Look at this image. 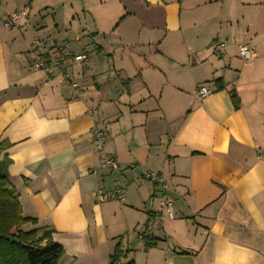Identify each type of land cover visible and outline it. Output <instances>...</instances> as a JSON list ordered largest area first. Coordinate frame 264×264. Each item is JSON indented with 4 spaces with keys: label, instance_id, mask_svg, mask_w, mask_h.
Returning a JSON list of instances; mask_svg holds the SVG:
<instances>
[{
    "label": "crops",
    "instance_id": "obj_1",
    "mask_svg": "<svg viewBox=\"0 0 264 264\" xmlns=\"http://www.w3.org/2000/svg\"><path fill=\"white\" fill-rule=\"evenodd\" d=\"M116 1L95 20L96 49L70 43L90 54L72 68L78 98L62 76L33 68L34 41L57 40L28 6L15 26L0 24V141L35 220L24 229L53 228L60 264H111L118 244L120 264H264V0ZM241 44L256 57L246 62ZM93 126L117 169L102 166ZM116 185L124 200H95L96 187Z\"/></svg>",
    "mask_w": 264,
    "mask_h": 264
},
{
    "label": "trees",
    "instance_id": "obj_2",
    "mask_svg": "<svg viewBox=\"0 0 264 264\" xmlns=\"http://www.w3.org/2000/svg\"><path fill=\"white\" fill-rule=\"evenodd\" d=\"M224 88L222 83L217 87ZM229 93L234 107L240 108L236 89L232 88ZM10 146L6 140L0 141V264H60L64 249L53 239L54 229L42 226L25 230L23 227L35 220L24 216L19 192L10 180L11 159L6 153ZM127 254L118 244L110 256L111 264H120ZM126 264L135 263L131 260Z\"/></svg>",
    "mask_w": 264,
    "mask_h": 264
},
{
    "label": "built area",
    "instance_id": "obj_3",
    "mask_svg": "<svg viewBox=\"0 0 264 264\" xmlns=\"http://www.w3.org/2000/svg\"><path fill=\"white\" fill-rule=\"evenodd\" d=\"M28 14V8H24L20 11H15L10 14L5 20V26L11 28L15 26L20 18ZM224 43H216L213 48V52L216 55H222ZM41 49L38 51L35 59L33 60V68L36 70L43 71L49 76L55 73L62 76V78L69 84L72 95L78 98L82 92V86L79 81H77L72 72V68L76 64L87 65L90 61V54L87 52L74 53L70 49V42L64 41L63 43H51L47 40H42L37 38L34 41V50ZM239 54L246 61L249 62L251 59L256 57V52L248 44H241L239 46ZM211 93V89L206 84H201L197 89V96L199 99H203ZM90 113H95L96 109L90 107L88 110ZM90 139L94 149L102 155V166L110 169H117V160L108 155L105 151V131L93 126L90 131ZM264 157V154H262ZM146 176L159 183L164 189H169L171 183L166 181L163 176L157 172H148ZM95 200L97 202H104L111 199L124 200L125 192L123 188L119 185L114 187L103 189L101 187H96L92 192ZM163 205L165 211L170 218L175 216L174 203L167 197H164Z\"/></svg>",
    "mask_w": 264,
    "mask_h": 264
},
{
    "label": "rangeland",
    "instance_id": "obj_4",
    "mask_svg": "<svg viewBox=\"0 0 264 264\" xmlns=\"http://www.w3.org/2000/svg\"><path fill=\"white\" fill-rule=\"evenodd\" d=\"M25 6L31 9L30 17L34 23L46 28L49 39H56L57 43L68 41L71 46L73 44L84 46L89 43L88 48L96 49L95 20L101 19L100 16L103 17L108 10L116 8L118 2L116 0H0V24L5 25L6 17L8 18L14 10L23 9ZM112 56L106 54L105 58L112 60ZM114 57L118 59V51Z\"/></svg>",
    "mask_w": 264,
    "mask_h": 264
}]
</instances>
